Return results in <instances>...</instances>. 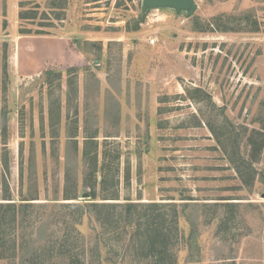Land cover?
<instances>
[{
  "label": "rangeland",
  "instance_id": "obj_1",
  "mask_svg": "<svg viewBox=\"0 0 264 264\" xmlns=\"http://www.w3.org/2000/svg\"><path fill=\"white\" fill-rule=\"evenodd\" d=\"M194 4L0 0V203H56L21 237L44 221V246L53 214L72 230L61 206L105 179L94 202L177 211L175 264H264V0ZM84 221L112 248V221Z\"/></svg>",
  "mask_w": 264,
  "mask_h": 264
},
{
  "label": "trees",
  "instance_id": "obj_2",
  "mask_svg": "<svg viewBox=\"0 0 264 264\" xmlns=\"http://www.w3.org/2000/svg\"><path fill=\"white\" fill-rule=\"evenodd\" d=\"M21 18L27 19L28 17L22 14ZM73 70L75 71V69ZM69 72L71 71H49L46 73V78L50 79L55 74L62 78L65 73ZM95 160L97 161V157ZM104 181L105 179L96 181V184L90 187L92 188L91 202L84 205L61 206L72 209L66 213L67 216L73 211L79 214L78 219L73 223L72 230L66 225L61 227L62 223L53 214L52 220L49 222L50 225L47 223V229H51V233L42 247L36 236L42 232V228L45 226L44 221L34 224L28 237H21L18 233L19 229L27 231L32 227L33 224H30V221L37 206L34 203H28L27 200L30 199L19 204L0 203V227L6 221L14 229L11 235L0 238V261L7 264H134L137 259H150L155 264H175L177 257L173 248L179 240L177 230L181 219L177 215V211L171 219H167L155 214V211L160 207L157 203L140 206L134 203L120 205L94 202L97 200L94 186L97 187L99 183L104 184ZM73 199L76 197L67 196L65 198V200ZM106 199L118 200L116 195ZM6 200L10 199L6 197ZM40 207L52 210L56 207V203L37 208ZM105 211H107L106 216L104 215ZM86 218L95 224L101 222L102 225H105V222L110 220L116 225L118 238L115 239L116 243L112 245V248L105 245V239L96 226H94L91 237L87 238L83 233ZM67 221L69 222L65 219L64 223ZM52 225L55 227L52 228ZM94 231L95 233H93ZM186 242L189 256L192 257L194 248L200 250L199 241L190 236ZM113 247H116L115 250ZM18 258L21 259L19 262Z\"/></svg>",
  "mask_w": 264,
  "mask_h": 264
},
{
  "label": "water",
  "instance_id": "obj_3",
  "mask_svg": "<svg viewBox=\"0 0 264 264\" xmlns=\"http://www.w3.org/2000/svg\"><path fill=\"white\" fill-rule=\"evenodd\" d=\"M145 4L151 8H171L178 12L188 10L193 13L196 9L194 0H145Z\"/></svg>",
  "mask_w": 264,
  "mask_h": 264
}]
</instances>
